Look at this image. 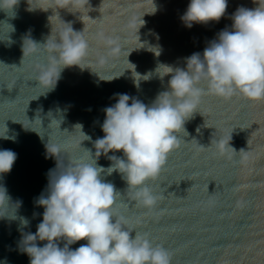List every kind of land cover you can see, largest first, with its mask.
<instances>
[{
	"label": "water",
	"instance_id": "obj_1",
	"mask_svg": "<svg viewBox=\"0 0 264 264\" xmlns=\"http://www.w3.org/2000/svg\"><path fill=\"white\" fill-rule=\"evenodd\" d=\"M189 3L89 0L90 8L76 11L57 8L54 0H18L11 9L0 0V150L17 154L11 170L0 173V185L20 202L0 207V264H29L22 233H34L42 218L36 201L47 195L49 171L54 178L67 166L94 163L88 150L94 153L92 142L104 135V109L116 102L115 94L150 106L168 90L174 74L169 66L184 69L187 57L202 54L221 30H231L238 7L257 6L254 0H227L219 21L189 28L181 20ZM68 24L82 31L87 54L81 67H62L47 89L39 77L58 51L44 43ZM197 87L206 94L184 123L187 133L176 134L178 147L158 176L145 182L159 197L156 206H141L120 173L105 171L102 180L117 191L112 212L132 235L147 234L154 246L168 250L170 264H264V100L207 94L203 79ZM229 139L236 152L228 147L221 154L219 144ZM46 144L58 145L59 153L47 154ZM96 163L107 169L111 161L101 155Z\"/></svg>",
	"mask_w": 264,
	"mask_h": 264
},
{
	"label": "clouds",
	"instance_id": "obj_2",
	"mask_svg": "<svg viewBox=\"0 0 264 264\" xmlns=\"http://www.w3.org/2000/svg\"><path fill=\"white\" fill-rule=\"evenodd\" d=\"M3 3L11 9L18 0ZM54 3L57 8L68 9L71 5L76 11L85 6L90 8L89 0H54ZM254 3L257 6L253 9L238 7L231 17V30H221L202 54L187 57L184 69L169 66L168 73L174 74L168 81V90L158 94L150 106L127 94H115L116 102L104 109L101 124L104 135L92 142L94 153L88 150L95 157L94 163H75L54 178L53 170L49 171L47 195L36 201L43 208L42 218L34 233H22L23 251L29 264H170L168 250L154 246L147 234L132 235L133 230L123 226L124 218H115L112 206L117 191L112 183L102 180L101 173H120L127 187L135 190L133 199L151 210L159 197L145 182L158 176L168 154L178 147L176 134L181 129L186 132L185 121L206 94L197 87L202 79L207 82V94L223 99L240 94L251 101L264 100V0ZM226 8L227 0H190L181 20L189 28L194 23L219 21ZM81 32L68 24L58 37L44 43L58 51V58L53 57L52 64L39 77L47 89L55 86L62 67L81 65L88 47ZM36 44L33 42V50ZM22 51L24 56V48ZM75 126L82 129L79 123ZM84 136L85 140L91 139ZM3 138L14 139L6 135ZM230 139L219 144L221 154L228 147L236 152L229 145ZM45 147L53 157L60 151L55 144ZM118 151L122 157L108 155ZM101 155L111 161L107 169L96 163ZM16 158L14 151L0 150V173L9 172ZM6 203L20 202L11 201L6 188L0 185V207ZM28 223L27 219L22 220L24 227ZM80 240L87 243L75 249L69 247ZM38 241H43V245Z\"/></svg>",
	"mask_w": 264,
	"mask_h": 264
}]
</instances>
